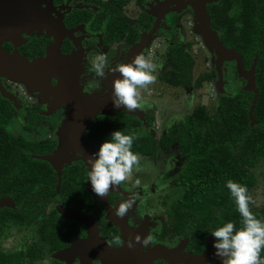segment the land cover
<instances>
[{"label":"flooded vegetation","instance_id":"af4514ba","mask_svg":"<svg viewBox=\"0 0 264 264\" xmlns=\"http://www.w3.org/2000/svg\"><path fill=\"white\" fill-rule=\"evenodd\" d=\"M172 6L177 11H171ZM233 9L234 5L230 6L227 13ZM189 10L186 0H0V118L5 120L2 130L40 150L27 152L33 159L57 146V130L65 109L52 101L45 88L37 89L40 87L28 68L31 61L44 57L50 46L62 55L75 53L79 84L94 92L106 90L112 77L108 69L103 78L91 71V60L96 55H105L110 69L130 62L137 54H145L158 66L156 81L141 90L148 105L142 109L145 125L152 115L162 114L163 110L167 122L171 84L163 74L171 71V47L176 44L172 40V22L176 17H187ZM2 64L16 65L14 69L21 70L10 73ZM44 81L48 86L55 84L53 77L45 76ZM161 134L158 128L157 138ZM84 136L88 140L85 133ZM69 155V163H63L60 172L76 168V164L84 170L71 204L63 203L56 194L32 221L20 223L7 214L8 209L16 208L12 195L0 192V200L7 199L0 205V241L9 224L11 232L22 236L27 244L5 249L0 243V264H8V257L16 258L15 264H222L215 255L216 238L210 230L228 221L240 227L239 213L221 224L181 223L172 209L179 197L165 201L161 208V201L157 203L148 198L150 195L139 198L145 189L130 192L131 186L110 190L105 204L87 188V170L78 153ZM42 161L56 175L55 169ZM19 173L18 166L0 168V186H11ZM133 194L136 202L132 209L124 218L116 217L115 208ZM62 207L80 213L83 219L60 214L58 209ZM258 208L252 212L257 213ZM137 233L141 237L150 233L155 242L143 247L136 244L131 249L126 244H107L114 236L127 241Z\"/></svg>","mask_w":264,"mask_h":264},{"label":"trees","instance_id":"16d2710c","mask_svg":"<svg viewBox=\"0 0 264 264\" xmlns=\"http://www.w3.org/2000/svg\"><path fill=\"white\" fill-rule=\"evenodd\" d=\"M232 5L234 9L227 13ZM206 11L209 26L218 32L224 46L239 52L244 68L250 66L255 56L256 97L252 98V91L221 97L211 113L197 104L170 125L157 143L149 134H142L132 147L135 153L152 155L155 147L176 146L182 161L174 183L180 185L182 191L172 209L180 222L187 224H221L237 215L226 182L231 179L249 189L254 182L250 168L264 159V0H216L206 5ZM171 65V71L163 74V78L173 86L187 88L191 77L190 60L176 44L171 47ZM252 101L251 115L255 123H250L248 114ZM4 121L0 118V168H20L11 186H0V192H9L16 205L8 209L7 214L20 223H29L56 194L63 203L71 204L77 184L84 176L80 165L60 172L58 179L46 162L33 159L27 153L40 150L2 130ZM136 123L135 116L123 111L97 114L89 122L85 135L97 152L113 131L135 134ZM255 215L264 220V204ZM8 259V264H15L16 258Z\"/></svg>","mask_w":264,"mask_h":264},{"label":"clouds","instance_id":"9594fccd","mask_svg":"<svg viewBox=\"0 0 264 264\" xmlns=\"http://www.w3.org/2000/svg\"><path fill=\"white\" fill-rule=\"evenodd\" d=\"M157 67V64L143 53L135 55L128 63H121L110 69L108 58L103 54H98L91 60V71L100 78L105 77L106 69L119 73V77L112 81V103L114 107L123 106L129 112L142 110L148 106L143 100L141 90L156 81L154 73ZM110 135L111 138L104 141L93 156L88 157L90 169L87 180H90L92 191L101 198L106 197L111 189L128 181L134 169L139 171L141 167L142 157L132 151L139 133L125 134L121 130H116ZM140 187L141 181L137 179L129 191ZM226 187L239 213L240 227H237L235 222L228 221L210 230L212 236L216 238L213 245L215 255L221 259L222 264H264V257L261 256L264 250V220L257 218L251 211L250 205L255 204V200L249 194L246 185L229 179ZM135 202L136 195H130L119 203L114 215L124 218ZM154 242L152 234L141 237L137 233L127 241L119 235L114 236L107 244L117 247L126 244L131 249L136 244L143 247Z\"/></svg>","mask_w":264,"mask_h":264},{"label":"rangeland","instance_id":"374dc122","mask_svg":"<svg viewBox=\"0 0 264 264\" xmlns=\"http://www.w3.org/2000/svg\"><path fill=\"white\" fill-rule=\"evenodd\" d=\"M186 2L190 9L188 16L176 17L173 20L172 40L173 43L181 47L185 56L190 60L189 86L187 88L168 86L170 92L167 122L163 110L162 114L159 112L157 115H152L153 117L146 126L141 110L140 117H136L140 120V124L137 121L133 127L135 134L139 133V136L149 134L156 143L159 139L157 138L158 128L162 132L160 136L164 135L169 123L172 125L177 120L182 119L195 105L202 104L206 111L211 113L215 110L221 97H230L238 91L250 88L248 75L237 72L235 61L225 60L216 67L215 51L205 43L202 34L197 30L198 21L195 19L194 12L187 0ZM176 8L172 6L170 10L175 12L177 11ZM216 33L218 35L217 31ZM156 148L152 156L139 154L142 157L140 170L134 169L130 179L121 186H131L135 180L139 179L141 181L140 188L145 189L139 198L150 195L148 198L156 200L157 203L161 201L163 205L161 208H164L165 201L178 198L181 195V186L175 184L174 180L177 177V168L182 161V156L175 145L166 149ZM250 171L254 175L253 185L248 189L249 194L255 200V204L250 205L251 211H253L264 204V159H259L250 168ZM88 183L87 188L89 189L91 183L90 181ZM11 229L9 224L5 227L0 241L1 247L12 249L26 246L25 239L15 235L14 232L12 233ZM31 230L34 232L32 228Z\"/></svg>","mask_w":264,"mask_h":264},{"label":"water","instance_id":"95a60500","mask_svg":"<svg viewBox=\"0 0 264 264\" xmlns=\"http://www.w3.org/2000/svg\"><path fill=\"white\" fill-rule=\"evenodd\" d=\"M176 1V0H174ZM191 6L194 17L198 21L197 30L202 34L205 43L215 51V65H218L222 61L233 60L236 63V69L238 73H245L248 75V81L250 83V88L244 91H252L253 99L256 97V87L254 84V65L255 56L252 58L250 66L244 68L240 58L239 52L233 47H226L223 45L222 41L218 38L215 30L209 26V15L206 11V5L213 3L216 0H187ZM33 65H36L35 75L38 78H42L43 75L48 73L55 76L57 80L56 86L49 90V94L52 96L53 101L58 104L65 106L66 111L62 121V130L60 132V142L52 155H38L37 158L44 159L54 167H56L55 162L57 160L65 161L66 153L69 151L73 153H78L80 160L86 167L87 173L90 169V164H88V157L93 156L96 153V149L93 145L85 138L84 133L87 129L89 122L97 114L112 115L115 112L123 111L126 114H130L136 117H140L141 110L137 109L135 111H127L123 108H116L112 103V81L119 77V73L112 72V79L109 84V88L106 92L99 95L89 94L84 92L79 86L76 78V61L74 55H62L59 53L58 49L54 47H49L46 51V55L41 60H35ZM4 69L9 70V72L19 71L21 69H14L15 66H9L2 64ZM253 101L250 105L248 111L250 123H255L251 115V107ZM57 178L59 179L60 171L56 170ZM87 184L90 180H87ZM58 187V186H57ZM111 190H119L118 187ZM101 199V197H99ZM106 197L102 198L105 204ZM7 199H1V203L6 202ZM64 215L70 217L82 218L83 215L73 211L70 208H64L60 211Z\"/></svg>","mask_w":264,"mask_h":264},{"label":"crops","instance_id":"0c3cea01","mask_svg":"<svg viewBox=\"0 0 264 264\" xmlns=\"http://www.w3.org/2000/svg\"><path fill=\"white\" fill-rule=\"evenodd\" d=\"M51 47V46H50ZM49 48V47H48ZM47 48V49H48ZM46 55V54H45ZM70 55H74V59H75V53H71ZM45 57V56H44ZM44 57H41V58H38V59H36V60H41L42 58H44ZM35 61V60H34ZM34 61H31L30 63H29V66H28V68H29V71H30V73H31V76L34 78V79H36V83L38 84V86L40 87V88H37V89H43L44 90V88L46 89L45 91H46V93H47V95L48 96H51L50 94H49V90H51V89H53L55 86H56V84H57V80H56V78H55V76L54 75H52V74H50V73H48V74H46V75H43V77L42 78H38L36 75H35V73H36V65H33L32 63L34 62ZM76 61V60H75ZM77 63V62H76ZM16 66V65H15ZM77 75V74H76ZM45 76H49V77H53L54 79H55V84L53 85V86H51V85H47V83H45V81H44V77ZM112 76V75H111ZM76 78H77V76H76ZM111 79H112V77H111ZM77 82H78V86L84 91V92H87V93H89V94H93V95H99V94H101V93H104V92H106L107 90H108V88H109V86H108V88L106 89V90H104L103 92H94V91H86V90H84L82 87H81V85L79 84V81H78V78H77ZM111 82V81H110ZM110 84V83H109ZM41 91V90H40ZM51 98H52V96H51ZM52 101H53V98H52ZM54 102V101H53ZM55 103H57V102H55ZM58 104V103H57ZM61 106L65 109V111H66V108H65V106L64 105H62L61 104ZM64 117V116H63ZM63 117H62V121H63ZM62 121H61V124H60V126L58 127V130H57V135L59 136V140H58V144H59V142H60V132H61V130H62ZM58 144H57V146L50 152V153H47V154H44V155H52L53 154V151H55L56 150V148L58 147ZM94 147V146H93ZM70 153H73V152H67L66 153V156H65V161H61V160H57L56 162H55V165H56V167H54L52 164H50V162H48L52 167H53V169H55V171L56 170H59L60 171V168H61V166H62V164L63 163H69V161H70V159H71V156L69 155ZM37 156L38 155H36L35 157L37 158ZM38 159H40V158H38ZM42 160H44V159H42ZM46 161V160H45ZM89 191H91L92 192V187L90 186L89 187ZM65 207H62V208H59L58 209V212L60 213V214H62V215H64L63 213H61L60 211H61V209H64ZM80 219H82V218H80ZM120 252V251H119Z\"/></svg>","mask_w":264,"mask_h":264}]
</instances>
